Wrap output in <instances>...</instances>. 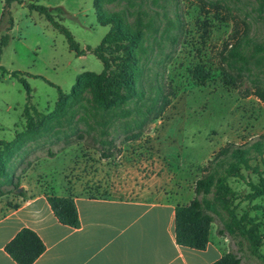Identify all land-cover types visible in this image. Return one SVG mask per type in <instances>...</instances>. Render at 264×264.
Returning a JSON list of instances; mask_svg holds the SVG:
<instances>
[{
  "label": "rangeland",
  "instance_id": "obj_1",
  "mask_svg": "<svg viewBox=\"0 0 264 264\" xmlns=\"http://www.w3.org/2000/svg\"><path fill=\"white\" fill-rule=\"evenodd\" d=\"M95 2L15 0L5 11L6 1L0 0V44L8 36V44L0 50V67L23 73L32 90L29 102L23 84L1 71L0 141H13L24 131L27 104L51 115L59 98L58 88L68 95L80 75L103 71V64L93 53L78 57L70 51L65 36L31 6L48 7L82 49H94L111 28L99 23ZM103 8L106 18L121 16L130 26L128 30L135 27L139 12L144 13L145 21L153 22V30L146 33L148 52L141 56V64L150 77L158 71L165 75L171 105L140 141L124 142L120 138L115 157L103 159L89 147L93 143L90 139L59 153L71 161L63 174L70 190L78 184L91 197L157 202L176 187L185 193L191 191L220 149L231 143L248 144L264 135V101L252 89L255 84L264 88V0H110ZM237 46L247 60L236 62L243 79L234 86L225 80L229 71L225 58L231 60L230 51ZM259 47L263 51H258ZM199 64L211 73L203 86L192 77ZM100 116L88 88L62 120L51 121L53 129L45 138L54 140L56 131L68 127L86 130L89 124L101 121ZM49 147L56 151L61 145H45L38 153L40 161L49 162ZM65 161L44 163L42 169L55 172ZM251 166L264 174V156H257ZM243 173L247 179L259 181L253 169ZM56 179L60 181L59 175ZM39 183L53 194L47 179ZM230 185L240 193L233 204L234 216L239 219L248 214L264 233V209L256 210L257 206L264 208V197L250 203L245 199L250 189L243 180H232ZM17 195L15 191L7 196ZM4 204L18 205L14 200ZM215 210L221 214L218 221L230 217L219 202ZM243 244L248 245L246 241ZM260 253L264 255V244ZM251 259L253 264H261L256 257Z\"/></svg>",
  "mask_w": 264,
  "mask_h": 264
},
{
  "label": "trees",
  "instance_id": "obj_2",
  "mask_svg": "<svg viewBox=\"0 0 264 264\" xmlns=\"http://www.w3.org/2000/svg\"><path fill=\"white\" fill-rule=\"evenodd\" d=\"M6 9L15 0H5ZM110 0H96L95 11L99 23L110 26V31L96 48L82 49L71 32L57 22L50 9L46 6L34 5L31 9L44 16L45 19L61 32L69 45L70 51L78 57L93 53L103 64L100 74L84 73L80 75L70 94L60 88L59 98L51 115L40 112L30 103L24 108L25 129L17 133L13 141H0V199L22 189L21 181L35 163L42 159L38 153L43 152L45 145H61L54 151L47 149L48 158H54L67 148L78 143L93 141L89 147L97 151L103 159L115 157L118 153L117 141H140L150 125L158 121L171 105L170 95L165 87L166 77L157 72L150 77L149 70L141 64V56L148 52L144 46L146 33L153 30V22L145 21L143 12H139L135 27L129 25L118 15L105 17L104 4ZM8 44V36L2 38L0 50ZM263 51L261 47L257 49ZM229 58H225L226 71L224 76L228 84H240L243 79L242 69L235 66L236 62H246V56L239 46L232 48ZM165 69V68H164ZM5 74L23 84L29 102L32 90L21 72H8L0 67V82ZM194 81L205 85L211 73L202 64L192 71ZM149 84V86H147ZM91 91V101L101 113L100 120L89 124L86 130L63 129L54 133L52 138H45L53 129V119L62 120L73 105L81 101L87 89ZM256 96L264 101V88L256 85L252 88ZM248 92L251 90L248 89ZM109 116V120H106ZM105 120V121H104ZM39 143H45L39 145ZM257 156H264V135L259 139L243 145L231 143L219 150L206 164L201 176L195 182L194 199L187 205H178L175 212V233L178 245L203 251L210 241L213 223L221 214L216 212L215 205L219 202L223 211L228 213V220L223 219L224 227L220 235L226 233L235 236L247 247L253 257L264 264V255L260 248L264 244V233L259 231L255 220L248 214L237 219L234 216L233 204L239 199L240 193L231 185L232 180H243L250 192L245 199L250 203L264 197V174L251 166ZM45 157V158H46ZM253 169L259 181L253 182L244 176V171ZM47 201L57 220L71 228L80 227V218L73 197H59L46 191ZM24 196V190L18 192ZM264 209L257 206L256 210ZM46 250L41 238L33 230L24 228L7 244L6 252L17 264H34ZM215 264H248L236 254L229 253Z\"/></svg>",
  "mask_w": 264,
  "mask_h": 264
},
{
  "label": "crops",
  "instance_id": "obj_3",
  "mask_svg": "<svg viewBox=\"0 0 264 264\" xmlns=\"http://www.w3.org/2000/svg\"><path fill=\"white\" fill-rule=\"evenodd\" d=\"M63 155L33 165L21 181L24 196L0 199V264H17L6 252V246L24 228L37 233L46 246L34 264H215L229 253L253 264L252 254L240 239L219 234L224 227L221 219L213 223L205 250L178 245L176 207L194 199L195 183L191 191L185 193L176 187L157 202L91 197L78 184L71 190L67 186L63 174L71 161H65ZM60 159L65 162L55 172L42 169L44 163L52 165ZM42 178L49 181L54 195L74 198L79 228L65 226L57 220L47 201L46 189L39 183ZM13 200L18 205L4 204Z\"/></svg>",
  "mask_w": 264,
  "mask_h": 264
},
{
  "label": "water",
  "instance_id": "obj_4",
  "mask_svg": "<svg viewBox=\"0 0 264 264\" xmlns=\"http://www.w3.org/2000/svg\"><path fill=\"white\" fill-rule=\"evenodd\" d=\"M18 192H21V188H20V189H18Z\"/></svg>",
  "mask_w": 264,
  "mask_h": 264
}]
</instances>
